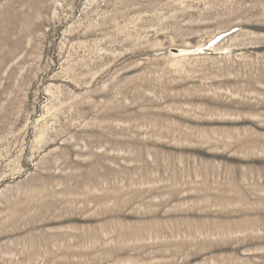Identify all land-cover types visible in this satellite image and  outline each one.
<instances>
[{"label": "rangeland", "instance_id": "1", "mask_svg": "<svg viewBox=\"0 0 264 264\" xmlns=\"http://www.w3.org/2000/svg\"><path fill=\"white\" fill-rule=\"evenodd\" d=\"M0 264H264V0H0Z\"/></svg>", "mask_w": 264, "mask_h": 264}]
</instances>
